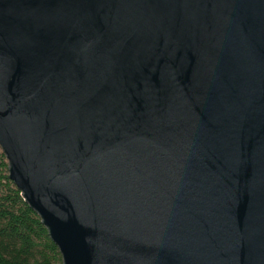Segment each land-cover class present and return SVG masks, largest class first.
<instances>
[{
	"label": "water",
	"instance_id": "1",
	"mask_svg": "<svg viewBox=\"0 0 264 264\" xmlns=\"http://www.w3.org/2000/svg\"><path fill=\"white\" fill-rule=\"evenodd\" d=\"M0 150L62 264H264V0H0Z\"/></svg>",
	"mask_w": 264,
	"mask_h": 264
},
{
	"label": "trees",
	"instance_id": "2",
	"mask_svg": "<svg viewBox=\"0 0 264 264\" xmlns=\"http://www.w3.org/2000/svg\"><path fill=\"white\" fill-rule=\"evenodd\" d=\"M0 264H62V257L38 214L9 179L0 150Z\"/></svg>",
	"mask_w": 264,
	"mask_h": 264
},
{
	"label": "rangeland",
	"instance_id": "3",
	"mask_svg": "<svg viewBox=\"0 0 264 264\" xmlns=\"http://www.w3.org/2000/svg\"><path fill=\"white\" fill-rule=\"evenodd\" d=\"M7 162V161H6Z\"/></svg>",
	"mask_w": 264,
	"mask_h": 264
}]
</instances>
